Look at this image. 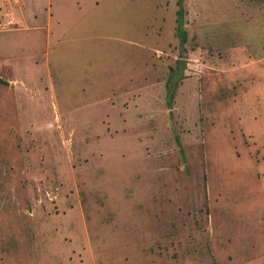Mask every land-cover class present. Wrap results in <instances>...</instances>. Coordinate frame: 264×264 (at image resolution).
I'll return each instance as SVG.
<instances>
[{
    "label": "rangeland",
    "instance_id": "374dc122",
    "mask_svg": "<svg viewBox=\"0 0 264 264\" xmlns=\"http://www.w3.org/2000/svg\"><path fill=\"white\" fill-rule=\"evenodd\" d=\"M51 1L0 0V264H264V0H183L181 56L177 0H66L63 57Z\"/></svg>",
    "mask_w": 264,
    "mask_h": 264
},
{
    "label": "crops",
    "instance_id": "0c3cea01",
    "mask_svg": "<svg viewBox=\"0 0 264 264\" xmlns=\"http://www.w3.org/2000/svg\"><path fill=\"white\" fill-rule=\"evenodd\" d=\"M60 1L61 0H55L54 1L55 4L58 5V9L56 11H54V9H53L55 6H52L51 10H50V6H48V9H46L44 6L39 8V6L34 5L38 9L37 10H33V9L31 10L29 5H27L26 8L23 9V11L24 12H28V11L31 12L32 11L34 14L31 15V18L28 20V19L24 18L23 16L21 17V15H19L20 16L19 19L23 24L22 28H24L25 30H30L29 28H32L33 30L35 29V30H41V31H42V29L47 30V33H48L47 35H49L48 44L50 46L51 51H52V49L55 48V46L58 47V45H61L60 42L62 41V38L70 31V29L73 26V24L69 25V21L72 19L71 16H70V19L68 22L64 21V10L68 6L66 3V0H62L63 2H60ZM67 1L69 2L72 0H67ZM67 9H69V8H67ZM49 11L53 12L52 16H50ZM75 22H76V20H75ZM75 22H74V25H75ZM27 23L30 27L27 26ZM117 24H118V22L114 23L111 26H115ZM108 27H110V21L108 22ZM14 30L15 29H13L11 31H14ZM60 48L62 50V54L59 53L58 57L59 56L63 57L64 52L67 54L69 53L67 50L65 51V49H68L67 46L61 45ZM49 54L50 53H48L45 57L46 63H49V57H50ZM72 65L74 66L77 74H78L79 70L82 74L81 62L78 64V63L73 61ZM18 81H19V79H18ZM21 82H23V80H21Z\"/></svg>",
    "mask_w": 264,
    "mask_h": 264
},
{
    "label": "trees",
    "instance_id": "16d2710c",
    "mask_svg": "<svg viewBox=\"0 0 264 264\" xmlns=\"http://www.w3.org/2000/svg\"><path fill=\"white\" fill-rule=\"evenodd\" d=\"M182 1L183 0H177V5H178V9H177V22H178V37L180 40V49L181 51L179 52L180 56L183 55L185 52V50L183 49V42L185 40V30L183 29L182 25H181V19H182V15H183V8H182ZM179 63V62H178ZM174 92H175V86L171 87L170 84L168 83L167 85V94H166V105L167 106H171L172 104V100H173V96H174Z\"/></svg>",
    "mask_w": 264,
    "mask_h": 264
},
{
    "label": "built area",
    "instance_id": "2783aa9c",
    "mask_svg": "<svg viewBox=\"0 0 264 264\" xmlns=\"http://www.w3.org/2000/svg\"><path fill=\"white\" fill-rule=\"evenodd\" d=\"M9 22H11V20Z\"/></svg>",
    "mask_w": 264,
    "mask_h": 264
}]
</instances>
